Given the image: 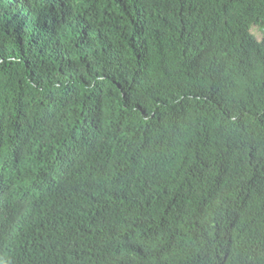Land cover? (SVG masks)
<instances>
[{"label": "trees", "instance_id": "obj_1", "mask_svg": "<svg viewBox=\"0 0 264 264\" xmlns=\"http://www.w3.org/2000/svg\"><path fill=\"white\" fill-rule=\"evenodd\" d=\"M0 264H264V0H0Z\"/></svg>", "mask_w": 264, "mask_h": 264}, {"label": "rangeland", "instance_id": "obj_2", "mask_svg": "<svg viewBox=\"0 0 264 264\" xmlns=\"http://www.w3.org/2000/svg\"><path fill=\"white\" fill-rule=\"evenodd\" d=\"M254 31H255V34H257V36L259 37L260 36L259 32H257L256 29Z\"/></svg>", "mask_w": 264, "mask_h": 264}]
</instances>
